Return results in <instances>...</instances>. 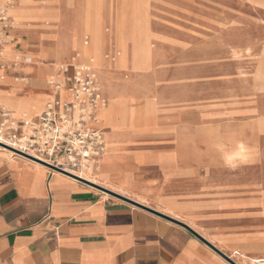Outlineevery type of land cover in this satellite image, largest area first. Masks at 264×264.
<instances>
[{"label": "crops", "instance_id": "obj_1", "mask_svg": "<svg viewBox=\"0 0 264 264\" xmlns=\"http://www.w3.org/2000/svg\"><path fill=\"white\" fill-rule=\"evenodd\" d=\"M53 4L57 7V0ZM85 7L72 0L69 9L78 35ZM45 31L43 22L31 21L14 39L19 46L36 34L31 47L41 46L33 50L51 53L53 41ZM224 48L231 60L251 51L233 53L232 43ZM258 49V74L244 93L230 92L224 104L197 107L194 126L210 131L213 139L208 145L199 139L189 143L188 163L157 162L164 156L174 159L180 143L152 125L145 137L139 135L141 125L132 131L140 147H128L124 159L115 148L109 149L101 175L95 176L109 188L0 151V264H230L205 242L236 264H264V46ZM29 51L19 49L30 57ZM71 55L61 60L70 61ZM5 64L7 68L0 69V77H5L0 80V101L19 110L31 108L22 99L37 87L36 81L27 83L28 73L16 74L11 62ZM17 76L26 83H18ZM35 94L30 104L42 102L46 107L49 93ZM216 113H222L219 119ZM218 120L224 122L221 129ZM109 129L126 142L123 132ZM228 139L244 143L247 156L228 162L226 154L232 152L215 147L230 143ZM235 252L241 258H234Z\"/></svg>", "mask_w": 264, "mask_h": 264}, {"label": "rangeland", "instance_id": "obj_2", "mask_svg": "<svg viewBox=\"0 0 264 264\" xmlns=\"http://www.w3.org/2000/svg\"><path fill=\"white\" fill-rule=\"evenodd\" d=\"M79 1L84 5L90 2L100 8L107 35L108 31L113 29L111 23L118 22L122 12L125 15L136 13L135 25L138 23L139 44L144 52L138 63L147 62L149 54L156 59L149 70L136 72L137 76L133 78H130V74L125 70L109 76L116 83L126 86L128 91L120 94L115 102H111L104 92L103 81L97 73L107 106L103 111V128L108 142L104 161L109 158L111 147L115 148L116 152L119 151L120 160L124 159L128 147H140L137 140L131 138L134 134L132 131L137 130L140 125L143 132L139 135L143 137L148 136L145 132L150 130L152 125L159 132L170 133L171 141L177 143V129L196 127L194 123L198 120V106L214 102L224 104L228 101L230 92L244 93L246 86L253 80L255 82L260 67L259 55L263 50L258 49V46H264V0H76L77 3ZM52 4L53 0H35L31 12L26 15H13L17 22L15 31H19L31 21H41L45 27L48 24L52 26L54 20L60 16V12L56 11ZM71 5L68 0L65 1L64 6ZM50 12H55V15H50ZM71 27L72 55L69 58L79 53L83 39L78 35L74 22ZM46 34L52 39V46L57 43L56 34L45 33V36ZM36 36L28 35L30 43L23 42L18 46L15 42L13 47L7 49V59L3 62H12L16 56L22 55L20 48L25 52L30 49L28 53L33 63L27 73L31 77L30 81H36L37 87L29 91L25 104L36 107L41 113L43 103L31 105L30 101L35 97V93H46L48 78L55 73L56 67L63 60L52 52L33 50L41 46L37 44L31 47V41L35 40ZM87 41L90 43V39ZM225 43H232V46L240 44V50L251 51L244 54L243 58L234 57L231 60L225 56ZM14 47L16 51L11 50ZM112 47V52H106L110 58L116 56L118 60L119 49L115 43ZM50 55L53 60L47 59ZM240 76L247 80L239 81ZM134 96H141V110L137 117L126 122V99L133 100ZM209 97L214 101H207ZM216 114L219 119L222 113ZM223 124V121L218 120L217 129H221ZM105 127H109L113 133L123 132L126 142L122 143L121 136H112L107 132L109 128ZM177 147L174 160L164 156L157 162L165 164L173 163L175 159L181 161L180 149ZM101 172L102 169L97 174Z\"/></svg>", "mask_w": 264, "mask_h": 264}, {"label": "built area", "instance_id": "obj_3", "mask_svg": "<svg viewBox=\"0 0 264 264\" xmlns=\"http://www.w3.org/2000/svg\"><path fill=\"white\" fill-rule=\"evenodd\" d=\"M13 1L0 3L1 70L7 68L3 62L6 47L15 43V39L11 38L14 30L10 15ZM32 62L31 57L19 54L9 66L13 69L22 68L32 65ZM92 63L91 58L80 63L72 58V63L56 67L57 78L52 77L49 81L53 99L33 120L16 122L12 111L0 104V126L5 129V139L12 143L9 146L11 149L78 178H81L78 173L83 170L96 169L106 149L103 131L95 124L96 109L106 101ZM4 78L1 76L0 80ZM16 80L26 81L24 77L18 76Z\"/></svg>", "mask_w": 264, "mask_h": 264}, {"label": "bare ground", "instance_id": "obj_4", "mask_svg": "<svg viewBox=\"0 0 264 264\" xmlns=\"http://www.w3.org/2000/svg\"><path fill=\"white\" fill-rule=\"evenodd\" d=\"M5 0H0V2H4ZM35 0H15L13 1L12 7L10 9V15L11 17L17 14H23L26 15L29 12L32 11V3ZM66 0H57L58 6H54L52 4V7L54 6L55 10L60 12V16L54 20V23H52V26L49 24L45 27L46 31L45 33H49L48 31H52L50 34H56L58 36L57 43H54V48L52 50V53H54L58 58H61L62 56H66L70 53L71 49V41H72V23L74 22L71 18V16L68 14L70 7H66L65 5ZM69 3L72 4V0H68ZM135 16L136 13H133L132 15H125L123 12L120 15L118 22H112V31H108V35L105 33L104 28V22L101 18V12L100 8L97 7L96 4H91L90 2L87 3L85 7V17H84V24H83V30L80 34V37H83L82 39V45L80 47L79 53L73 55L71 58H69L70 61H63L59 65L63 63H72V58L76 63H80L84 59L91 58L93 61V68L96 74V78L100 87V90L102 92V85L99 81V78L97 77V73L100 75L103 85H104V92L106 95H108L109 100L111 102L117 101L118 97H120V94L128 93L126 90V86H123V84L116 83L112 78L109 76L114 74V72H120V71H127L130 74V78H133L137 73L147 71L151 68V66L155 63L156 59L155 56L152 54H149L147 57V62H144L142 64H139V57L144 54L142 52V49L140 47V36L138 33V23L135 25ZM140 16V15H139ZM141 19V17H140ZM142 20V19H141ZM13 27L14 30L12 32V39H14V35L16 33L15 29L17 27V22L13 19ZM144 21V20H142ZM85 38V40H84ZM106 38V39H105ZM90 39L89 41H87ZM107 42V43H106ZM113 43H115L119 49L117 51V55L120 57L117 60L116 56H112L111 58L108 56V51H113L114 47ZM16 43H10L5 51H4V57L3 61L7 59V49H10L13 47ZM240 47V44L232 46L233 53H236ZM14 51V48L11 49ZM116 57V59L114 58ZM33 63V62H32ZM138 63V64H137ZM58 65V66H59ZM31 66V65H30ZM22 67V68H16L14 69L15 72L28 71L29 67ZM54 77L57 78L56 74L54 73L51 75L47 80V91L46 93H49V100L53 99V93L51 88L49 87V81L50 79ZM18 83H24V81L16 80ZM27 83H30V78L26 81ZM25 82V83H26ZM104 93V94H105ZM29 95L25 96L22 100H26ZM105 100V99H104ZM141 96H134L133 100H127L126 99V122H130V120L134 119V117H137L138 112L140 113V106L141 102ZM106 101V100H105ZM0 104L7 107L12 111V115L14 120L20 121H29L33 120L36 117H38L45 109L43 105V110L41 113H39L38 109L36 107H31L29 109H18L15 106L9 105L5 103L4 101H0ZM46 106V105H45ZM22 107V106H20ZM106 103H100L96 109V126L101 129L104 132L105 136V153L101 157L99 161V165L96 167V169L88 168L86 170H83L82 172L78 173V175L86 179L96 185H102L104 188H109L108 185L101 184L98 179L95 177L101 169L102 164L104 162L105 156L108 151V142L106 137V132L103 128V111L106 108ZM5 129L0 126V151L8 152L12 156H16L13 150L10 149L9 146H12V143L5 139L4 135ZM215 133V132H214ZM213 134L205 129L199 128V127H192L187 129H177V132L175 134V139L177 143L179 142L180 145V159L183 163H188V160L186 159L192 152L191 145L189 144L192 141H197L198 139L205 145H208L210 141L213 139ZM217 141V139H215ZM219 141V140H218ZM227 141H230V143L225 144L218 142L215 147L218 148L222 152H228L231 151L232 154H226L227 155V161L233 162L235 157H246L248 148L247 146L236 140L228 139ZM213 145V144H211ZM9 147V148H8ZM257 155V154H256ZM248 158V157H247ZM174 160V159H173ZM40 164V163H39ZM77 180V179H76ZM95 188V187H94ZM108 194V193H107ZM218 242V241H216ZM242 254V253H241ZM240 254V255H241ZM234 258L240 257L238 256V253H233Z\"/></svg>", "mask_w": 264, "mask_h": 264}, {"label": "water", "instance_id": "obj_5", "mask_svg": "<svg viewBox=\"0 0 264 264\" xmlns=\"http://www.w3.org/2000/svg\"><path fill=\"white\" fill-rule=\"evenodd\" d=\"M8 148H9V147H8ZM10 149H11V148H10ZM11 150H13L14 152H16L17 154H20V155H22V156H25V157H27V158H29V159L35 161V162H38V163H40V164H42V165H45V166H47V167H50L51 169H53V170H55V171H58V172L64 173V174H66V175H68V176H70V177H72V178H75V179H77V180H79V181H82V182H85V183L89 184L87 181H84V180L81 179V178H78V177H75V176H73V175H70V174H68V173H66V172H64V171H62L61 169H59V168H57V167H54V166H52V165H50V164H48V163H44V162H42V161H39L38 159H35V158L30 157V156H28V155H25V154H23V153H21V152L15 151L14 149H11ZM93 186L96 187V188H98V189H100V190H102V191H105V192L109 193L110 195H112V196H114V197L120 198V199H122V200H124V201H127V202H130V203L134 204V205H137V204H135V203H133V202H131V201L125 199L124 197H121V196H119V195H117V194H115V193H113V192L108 191L107 189H104V188H102V187L95 186V185H93ZM137 206H138V205H137ZM147 210H149V209H147ZM149 211H151V210H149ZM151 212L155 213L154 211H151ZM155 214H157V215H159V216H161V217H163V218L169 219V218H167V217H165V216H163V215H160V214H158V213H155ZM169 220H171V219H169ZM176 223L179 224V225L184 226V227L187 228L189 231H191V230H190L188 227H186L185 225H183V224H181V223H178V222H176ZM191 232H192V231H191ZM200 239H201V238H200ZM201 240H202L203 242H205L203 239H201ZM205 243H206L209 247H211L213 250H215L219 255H221L223 258H225L230 264H236V263L233 262L231 259H229L228 257H226L223 253H221L220 251H218L215 247H213L212 245H210V244L207 243V242H205Z\"/></svg>", "mask_w": 264, "mask_h": 264}]
</instances>
